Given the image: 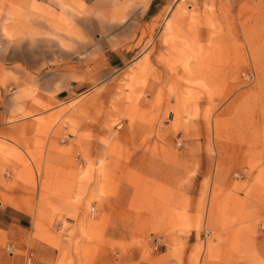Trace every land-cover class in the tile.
I'll list each match as a JSON object with an SVG mask.
<instances>
[{
    "label": "rangeland",
    "instance_id": "374dc122",
    "mask_svg": "<svg viewBox=\"0 0 264 264\" xmlns=\"http://www.w3.org/2000/svg\"><path fill=\"white\" fill-rule=\"evenodd\" d=\"M95 2L0 0V264H264V0Z\"/></svg>",
    "mask_w": 264,
    "mask_h": 264
},
{
    "label": "crops",
    "instance_id": "0c3cea01",
    "mask_svg": "<svg viewBox=\"0 0 264 264\" xmlns=\"http://www.w3.org/2000/svg\"><path fill=\"white\" fill-rule=\"evenodd\" d=\"M112 0H96L95 6H100L99 4L102 3V6L107 5L108 3H111ZM174 0H147L146 5L141 8V5H138L136 9H134L132 14H139L138 18H136V15L133 16V18L138 19L139 25H148L151 26L154 24V22L158 21L160 18L163 17V15L168 10L169 6ZM129 19H132L131 17ZM193 29V33L197 34L200 30L190 28L189 30ZM115 27L114 25H110V32L107 33L106 37L105 35H102L97 39V45L102 49V51L105 53L107 52L108 55L105 57L107 65L115 71L117 66L122 63L123 58L113 49L110 48L113 46V43L119 42L115 41L113 38L115 37ZM170 31V30H168ZM198 31V32H197ZM120 43V42H119ZM124 44H130V42H124ZM141 150H137L134 152V154H139ZM133 154V155H134ZM157 168V167H156ZM162 167H158V172H161ZM157 171V170H155ZM110 199H108L105 202V206L102 208L100 212L103 214L110 215ZM8 213H7V212ZM0 229L6 231V234L8 238H21L18 235H16L15 231H26L29 228L30 218L27 214H24L20 210H16L15 208L8 206L4 208L2 212H0ZM22 239V238H21ZM19 241V240H17ZM23 241V239H22ZM21 242V241H20ZM30 242L32 243L33 248L29 250L28 257L26 258L27 264H45L43 262H40L36 258V252L43 249L46 250L47 247L44 244H41L38 240L30 237ZM50 250V249H49ZM35 252V255L34 253ZM54 252V251H53ZM33 254V255H32ZM37 259V260H36Z\"/></svg>",
    "mask_w": 264,
    "mask_h": 264
},
{
    "label": "bare ground",
    "instance_id": "6f19581e",
    "mask_svg": "<svg viewBox=\"0 0 264 264\" xmlns=\"http://www.w3.org/2000/svg\"><path fill=\"white\" fill-rule=\"evenodd\" d=\"M193 33V32H192Z\"/></svg>",
    "mask_w": 264,
    "mask_h": 264
}]
</instances>
